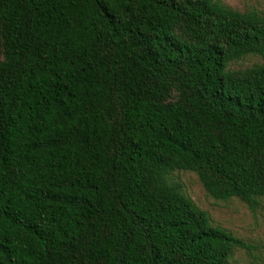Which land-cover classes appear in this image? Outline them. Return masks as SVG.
I'll use <instances>...</instances> for the list:
<instances>
[{
	"label": "trees",
	"instance_id": "trees-1",
	"mask_svg": "<svg viewBox=\"0 0 264 264\" xmlns=\"http://www.w3.org/2000/svg\"><path fill=\"white\" fill-rule=\"evenodd\" d=\"M264 16L213 0H0V264H231L172 182L264 198Z\"/></svg>",
	"mask_w": 264,
	"mask_h": 264
},
{
	"label": "rangeland",
	"instance_id": "rangeland-1",
	"mask_svg": "<svg viewBox=\"0 0 264 264\" xmlns=\"http://www.w3.org/2000/svg\"><path fill=\"white\" fill-rule=\"evenodd\" d=\"M239 12L255 11L264 16V0H213ZM264 64L258 56H246L230 65L244 69ZM170 179L201 210L205 211L215 227L225 229L243 241L249 249L234 252L231 264H264V198L253 209L237 199L214 200L208 196L195 174L175 171Z\"/></svg>",
	"mask_w": 264,
	"mask_h": 264
}]
</instances>
